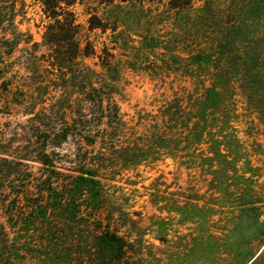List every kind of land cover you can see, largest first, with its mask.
I'll list each match as a JSON object with an SVG mask.
<instances>
[{"label":"trees","instance_id":"obj_1","mask_svg":"<svg viewBox=\"0 0 264 264\" xmlns=\"http://www.w3.org/2000/svg\"><path fill=\"white\" fill-rule=\"evenodd\" d=\"M33 1L49 21L40 55L34 47L41 44L29 46L14 22L24 13V1L0 0V106L14 97L9 104L22 108L32 123L14 147L0 139V264H156L160 259L145 244L142 229L132 219L131 228L138 229L120 222L121 210L106 191L107 172L158 155L172 158L180 148L191 158L206 143L209 121L228 114L233 100L226 98L236 87H264V0H88L86 30L110 32L109 44L98 50L79 34L73 8L83 0ZM15 52L16 62L7 66ZM88 58L95 59L92 65ZM123 66L159 76L173 72L198 92L174 91L149 118L153 130L138 132L119 104ZM20 71L27 83L15 93L11 72ZM218 136L213 154L228 161ZM69 140L75 152L61 153ZM199 157L210 158L203 152ZM244 162L247 171L238 176L253 182V168ZM187 202L170 208L179 214L188 204L194 212L213 213L212 207ZM262 205L253 199L239 205L259 212L245 225L244 251L234 242L235 264L260 263L248 243L251 236L264 238V211L257 207ZM225 237L199 229L177 254L179 264H217Z\"/></svg>","mask_w":264,"mask_h":264},{"label":"rangeland","instance_id":"obj_2","mask_svg":"<svg viewBox=\"0 0 264 264\" xmlns=\"http://www.w3.org/2000/svg\"><path fill=\"white\" fill-rule=\"evenodd\" d=\"M23 1L24 13L17 16L14 22L18 31L23 33V38L29 39V46L33 43L41 44L39 47H34L37 55H40L44 51L42 36L49 21L38 3L33 0ZM83 1L85 4H76L73 8L81 25L79 34L82 37L88 35L98 50L102 43L109 44L110 32L101 33L98 29L91 32L86 30L85 9L89 1ZM133 29L129 26L128 32L132 37L137 38ZM123 36L126 37V34ZM119 51L117 49L115 54L119 59H124L125 56L120 55ZM18 55L19 52H15L10 59L5 57L6 65L11 66L16 62ZM94 61L95 59L92 58L86 59L90 65ZM261 68L264 75V66ZM170 73L159 76L146 72L143 68L123 66L121 69L120 76L124 91L119 97V104L126 117L133 118L132 122L139 125L138 132L142 130L141 132L144 133L145 129L149 132L153 130L149 126L152 123L149 118L157 113L158 107L164 101L173 96L174 91H190L194 94L198 92L188 81L173 72ZM11 74L12 91L16 93L20 91L19 87L27 82L20 76L22 71ZM232 93L226 98L227 101L230 97L233 100L231 107L226 105L225 111H228V114L218 115V120L209 121L207 124L209 132L204 136L206 143H203L195 153L193 152L191 158L187 157V150L180 148L183 152L172 158L158 155L157 159L142 162L131 168L118 166L115 171L107 172L106 191L110 195L111 203L115 205L114 209L121 210L123 216L120 222L126 221L130 228L134 225L130 219L136 222L137 227L142 229L145 244L160 259L156 264H179L177 254L183 253L190 246L193 235L198 233L199 229L218 234L226 232V241L217 264H235L232 255L237 252L234 246L235 240L240 243L239 249L244 251L241 244L249 237L245 230L249 227L245 225L259 211L258 209L243 210L239 205L250 199L264 203V87L259 85L248 92L236 87ZM10 97L5 98L4 104L0 106V139L14 147L16 141L26 139L24 133L32 123L28 120L31 116L24 114L22 108L9 104L15 101L14 97ZM16 133L22 137H18ZM217 134L224 143L222 149L227 151L228 161L224 160V156L213 154L215 147L212 139ZM74 150L69 140L61 146L60 152L73 153ZM189 151L192 152V148ZM200 152L210 158L202 161L199 157ZM244 159L253 168V182L250 183L238 176L242 171H247L244 170L248 166ZM234 164L237 166V174L231 171ZM30 165L36 167V164ZM186 200L205 206L207 209L212 207L213 213L194 212L188 204L179 214L171 210V203L180 204ZM257 207L264 211L263 205ZM260 219H264V216ZM197 223L201 226H197ZM155 235L160 240L154 238ZM248 246L254 257H258L259 264H264V238L251 236ZM203 257L204 254H198L197 258Z\"/></svg>","mask_w":264,"mask_h":264}]
</instances>
